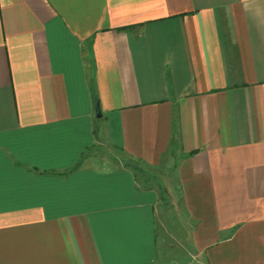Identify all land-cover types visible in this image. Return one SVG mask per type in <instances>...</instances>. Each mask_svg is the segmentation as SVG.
I'll use <instances>...</instances> for the list:
<instances>
[{
    "label": "crops",
    "instance_id": "obj_1",
    "mask_svg": "<svg viewBox=\"0 0 264 264\" xmlns=\"http://www.w3.org/2000/svg\"><path fill=\"white\" fill-rule=\"evenodd\" d=\"M180 234L264 264V0H0V264Z\"/></svg>",
    "mask_w": 264,
    "mask_h": 264
},
{
    "label": "rangeland",
    "instance_id": "obj_2",
    "mask_svg": "<svg viewBox=\"0 0 264 264\" xmlns=\"http://www.w3.org/2000/svg\"><path fill=\"white\" fill-rule=\"evenodd\" d=\"M109 154L110 153L106 151V155L109 156ZM158 176L159 174L150 172L148 178L152 179L151 181L152 184L157 185L158 183L155 180L159 178ZM165 211L167 212L166 216L168 217V219L172 220L173 218H170L169 215H171V213L176 211L173 212L172 210L168 211L167 208L165 209ZM175 219L177 220V218ZM170 226L171 224L168 226V228H170ZM161 241L163 240L161 239ZM180 242L182 243L181 234L179 235V237H175V238L169 237L166 240V242L161 243V247L159 248V253H158L160 259L162 260L160 264H199L198 259L194 257L191 250H189L185 245L179 244Z\"/></svg>",
    "mask_w": 264,
    "mask_h": 264
}]
</instances>
